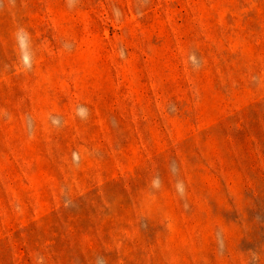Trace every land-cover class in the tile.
<instances>
[{
  "label": "rangeland",
  "instance_id": "rangeland-1",
  "mask_svg": "<svg viewBox=\"0 0 264 264\" xmlns=\"http://www.w3.org/2000/svg\"><path fill=\"white\" fill-rule=\"evenodd\" d=\"M0 264H264V0H0Z\"/></svg>",
  "mask_w": 264,
  "mask_h": 264
}]
</instances>
